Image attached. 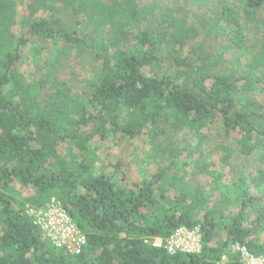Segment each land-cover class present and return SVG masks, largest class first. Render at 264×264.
<instances>
[{"label":"trees","instance_id":"obj_1","mask_svg":"<svg viewBox=\"0 0 264 264\" xmlns=\"http://www.w3.org/2000/svg\"><path fill=\"white\" fill-rule=\"evenodd\" d=\"M76 2L80 12L92 14L101 35L87 103L73 99L42 110L38 98L43 84H26L17 67L31 41L62 40L67 50L73 43L95 45L51 17H32L17 35L14 1L0 0V264H243L238 251L231 250L236 244L264 256V169L255 177L242 174L224 183L209 162L197 168L214 176L223 208L218 202L211 205L207 192L178 171L160 170L125 185L115 174H93L88 156L96 136L145 135L154 145L164 123L173 137L190 128L200 136L204 127L215 124L233 137L240 153L252 154L264 144V104L250 94L257 77L248 69L239 74L236 67L223 71L217 66L209 76L198 70L193 78L184 73L182 81L183 75L159 74L164 45L173 43V37L178 42L197 34L185 18L166 8L154 24L155 9L132 0ZM59 3L75 5V0H35L30 13L53 12ZM263 6L264 0H243L244 13L253 18ZM240 18L224 6V27L249 29ZM253 22L264 50V17ZM263 57L258 52L250 67H264ZM39 62L51 86L58 85L54 64ZM63 143L69 146L65 151ZM21 190L30 193L20 198ZM51 197L62 201L87 235L88 243L78 253L57 249L27 213L28 206L42 207ZM181 226L199 227L200 254H170L145 243ZM219 229L224 234L216 240ZM224 253L229 257L222 263Z\"/></svg>","mask_w":264,"mask_h":264},{"label":"rangeland","instance_id":"obj_2","mask_svg":"<svg viewBox=\"0 0 264 264\" xmlns=\"http://www.w3.org/2000/svg\"><path fill=\"white\" fill-rule=\"evenodd\" d=\"M13 1L17 22L14 30L17 35L27 28L32 17L42 16L51 17L58 22L61 28L77 30V37L86 38L94 43V48H86L83 44L73 43L69 46L72 48L67 50L68 47L66 48L62 40H59L57 44H54L52 40H34L24 50L23 58L17 66L26 84L34 82L43 84L42 94L38 98L40 109L45 110L52 103L63 105L72 102L73 99L86 104L92 75L95 73L94 67L97 65L96 51L99 49L97 43L101 39L92 14L85 10V12H80L77 9L79 4L76 0L75 5L59 3L53 12L40 9L35 15L30 13L37 5L35 0ZM99 1L110 4L112 0ZM132 1L138 3L140 7L155 9L152 20L154 24H158L160 14L164 12V9L170 8L173 9L177 18L186 19L189 29L197 30L194 37L184 41L178 40V42L174 41L173 37V43L164 45L159 53V74L167 72L172 77L183 75L180 80L182 81L185 77L184 73L193 78L194 71L198 70L209 76L216 66L217 69L223 71L236 67L239 74L248 69L251 76L258 79L250 94L264 104V67L261 69L250 67L258 52L262 51V56H264L263 37L258 31V26L253 22H261L264 17V6L253 18L244 13L243 0ZM224 6H229L236 16L241 17V24L248 22L249 29H240L242 32H239L237 27H224L222 21ZM126 24L127 22L123 26ZM128 27L136 30L135 25H128ZM145 27V25L141 26L140 29H145ZM174 33L175 31L173 35ZM240 39L242 42L239 45ZM176 57L191 65L177 64ZM40 60L54 64L56 67L54 71L60 81L58 85L51 86L49 78L43 72ZM207 81L210 79L208 78ZM60 88L65 89L62 94L58 93ZM161 129L163 135L156 139L154 145L151 138L145 135L131 138L110 134L105 140L96 136L91 142L92 154L88 155L93 164V174H115L120 184L130 185L150 178L160 170H171V172L175 170L184 174L190 183L206 191L210 204L213 205L222 201V198L214 176L197 170L204 163L209 162L211 169L221 174L224 183L236 181L242 174L255 177L260 169H264V144L252 154H242L233 137H227L223 129L215 124L204 127L200 131V136L193 128L184 130L175 137H173L169 124H162ZM61 148L65 151L69 146L63 143ZM20 193L19 197L23 198L30 191L21 190ZM219 204L225 208L223 202ZM262 204L264 205V200ZM223 234V230L219 229L215 239L221 238ZM262 237L264 238V233ZM233 247L231 250L235 252ZM224 254L228 259L229 255Z\"/></svg>","mask_w":264,"mask_h":264},{"label":"built area","instance_id":"obj_3","mask_svg":"<svg viewBox=\"0 0 264 264\" xmlns=\"http://www.w3.org/2000/svg\"><path fill=\"white\" fill-rule=\"evenodd\" d=\"M27 213L33 218L43 235L57 248L69 253H78L88 243L87 235L69 214L62 201L51 197L44 206H28ZM145 243L153 248L165 249L168 253L200 254L203 250L202 233L199 227H179L167 237H148ZM243 264H264V256L252 254L245 246L233 245ZM227 261L222 255L221 262Z\"/></svg>","mask_w":264,"mask_h":264}]
</instances>
